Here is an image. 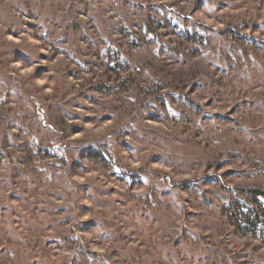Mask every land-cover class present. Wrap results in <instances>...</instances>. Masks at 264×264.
<instances>
[{
	"label": "rangeland",
	"instance_id": "1",
	"mask_svg": "<svg viewBox=\"0 0 264 264\" xmlns=\"http://www.w3.org/2000/svg\"><path fill=\"white\" fill-rule=\"evenodd\" d=\"M251 191L264 0H0V264H264Z\"/></svg>",
	"mask_w": 264,
	"mask_h": 264
},
{
	"label": "trees",
	"instance_id": "2",
	"mask_svg": "<svg viewBox=\"0 0 264 264\" xmlns=\"http://www.w3.org/2000/svg\"><path fill=\"white\" fill-rule=\"evenodd\" d=\"M251 194L255 195V197H257V199L264 197V192L251 191ZM263 214H264V212H262V214L261 213L259 214L256 211L252 214L251 213L245 214V218L247 220L242 218V222L245 223L246 227L259 229V230H261V233H263L264 232Z\"/></svg>",
	"mask_w": 264,
	"mask_h": 264
}]
</instances>
